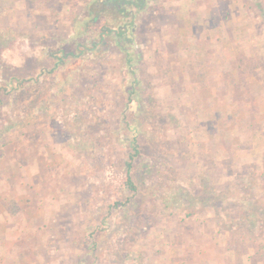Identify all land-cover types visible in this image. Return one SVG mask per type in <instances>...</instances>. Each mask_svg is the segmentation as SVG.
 Returning <instances> with one entry per match:
<instances>
[{
    "label": "rangeland",
    "instance_id": "1",
    "mask_svg": "<svg viewBox=\"0 0 264 264\" xmlns=\"http://www.w3.org/2000/svg\"><path fill=\"white\" fill-rule=\"evenodd\" d=\"M177 1L0 0V200L32 227L23 264H264V113L207 63L183 80Z\"/></svg>",
    "mask_w": 264,
    "mask_h": 264
},
{
    "label": "crops",
    "instance_id": "2",
    "mask_svg": "<svg viewBox=\"0 0 264 264\" xmlns=\"http://www.w3.org/2000/svg\"><path fill=\"white\" fill-rule=\"evenodd\" d=\"M178 1L176 3L178 13L171 14V16H174L173 19L176 20L174 22H176L175 26L178 27L177 34L181 37L178 47L184 49L180 63L178 62L182 65L180 70L182 69L183 80L191 81L190 88L196 91L195 79L197 80L198 76L201 75L199 72L204 71L194 70L193 75L187 67L189 64L197 66L198 64L207 63V75L203 79L206 78L209 85L216 84L218 88H221V85H225L223 81L224 75L221 76V74L228 72L229 82L232 78L236 81L240 80L242 88L248 93L247 97L242 99L243 101L240 104H235V106H248V104L250 106L253 104L256 110L264 113V70L244 71L241 67H237V64L242 63L240 62L241 59L244 60V64L249 62L264 63V55L263 57H257L249 51V49L260 46L258 45L260 40L257 38L263 36L260 35L263 29L260 27L258 16L261 15L259 9L264 10V0H257V3H261V5L258 4L259 7H256V0H223V4H221L222 0H202L204 6H197L192 16L191 11L186 12L180 8ZM183 1L189 2V0H180V2ZM243 1H247V4L243 3ZM200 16L210 17V19L203 18L200 20ZM168 26L170 27L171 25ZM191 56H193L192 59ZM215 81H218V83H215ZM230 87L234 89L233 84L224 86L227 89ZM207 90L215 94L217 88H208ZM227 94L229 93L226 92L223 95ZM252 126L259 127V130L255 133V140L253 139L254 136L248 132L250 134V145L248 146H256L257 143H260L259 150L261 148L264 151V127L263 125L260 127L259 120L253 123ZM249 127L250 123L247 121L245 129ZM22 184L23 188H25L26 183L22 182ZM29 190L31 191L32 189L29 187ZM6 209L8 208L6 207ZM6 209L3 206V201L0 200V264H23V254L19 244H17L18 234L15 230L21 228L30 230L32 227L18 226L16 228V226H13L8 218Z\"/></svg>",
    "mask_w": 264,
    "mask_h": 264
},
{
    "label": "trees",
    "instance_id": "3",
    "mask_svg": "<svg viewBox=\"0 0 264 264\" xmlns=\"http://www.w3.org/2000/svg\"><path fill=\"white\" fill-rule=\"evenodd\" d=\"M118 32H119V34H123V33H122L123 30H119ZM130 158H132V155H130ZM126 165H127V168L129 169V168H130V162H128ZM126 184H127V186H129L130 188H134L133 183H132L131 178H130V176H129L128 173H127V177H126Z\"/></svg>",
    "mask_w": 264,
    "mask_h": 264
},
{
    "label": "flooded vegetation",
    "instance_id": "4",
    "mask_svg": "<svg viewBox=\"0 0 264 264\" xmlns=\"http://www.w3.org/2000/svg\"><path fill=\"white\" fill-rule=\"evenodd\" d=\"M142 0H140V3H139V0H134V5L135 6H139V4H141Z\"/></svg>",
    "mask_w": 264,
    "mask_h": 264
}]
</instances>
